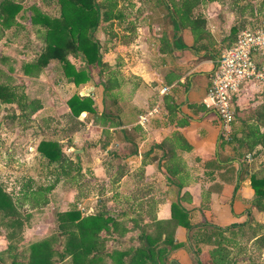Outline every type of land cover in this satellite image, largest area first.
<instances>
[{
	"label": "rangeland",
	"instance_id": "374dc122",
	"mask_svg": "<svg viewBox=\"0 0 264 264\" xmlns=\"http://www.w3.org/2000/svg\"><path fill=\"white\" fill-rule=\"evenodd\" d=\"M13 1L21 5L13 24L8 27L0 25V84L12 86L16 92L15 101H0V183L10 194L17 193L21 181L26 178L32 179V188H45L53 183L54 186L51 190L43 191L37 200L30 196L25 204H21L16 212L21 218L20 226H10L8 223L0 225V252H4L1 255L7 263L6 248L9 242L13 243L16 254H22L31 243L50 238L51 235L58 237L57 241L52 242L53 247L62 250L65 236L59 235L57 214L73 209V205L83 216L102 212L114 219L115 223L110 221L107 225L109 230L100 232L102 253L132 250L141 243V226L151 224V221L143 212V201L134 192L132 179L118 176L121 160L124 159H120L117 138L101 135L98 127L88 128L91 120L94 122L92 114H80L78 119L84 123L79 131L73 133V118L69 116L67 100L74 93L90 95V92L85 93V87L75 85L67 78L61 61L52 59L44 66L36 65L37 57L47 44V26L42 22V17L58 18L60 4L58 0ZM96 1L104 5L115 2L112 8L122 14L121 18H112L107 22L102 20L94 31L102 52L104 48H115V54L111 55L115 60L118 46L126 44L129 47V41L138 36V27L146 32L157 26L163 29L166 25H173L166 7L169 0ZM107 7L101 10L102 13L109 9ZM193 12L195 17L205 21L206 33L202 42L209 44V51L215 50L218 55L233 44L241 31L264 25V0H200ZM137 40L144 42L142 36ZM120 48L124 52L125 48ZM67 57L76 68L87 69L92 76H96L97 82H101L102 75H99L97 67H87L80 55L74 57L69 54ZM105 83L108 84V75ZM21 94L26 95L30 102L38 101L40 108L32 114H29V107L23 110L21 104L25 100ZM94 103L95 99L93 105L96 106ZM41 139L60 143L66 158L62 171H67L66 174L63 175L57 163L49 164L37 152L36 147ZM103 142L109 146L105 147ZM95 168L100 171L95 172ZM255 218L262 220L263 225L253 233L240 231L235 237L236 241L225 239L217 251L221 261L216 262L218 258L214 255L211 264H264V213L256 214ZM11 230H15L13 239H7L6 235ZM256 233L263 235L255 239ZM205 251L208 253V250ZM233 258H236V263ZM210 260L203 264H210ZM54 261L55 264H63L58 258ZM103 264L114 263L107 257Z\"/></svg>",
	"mask_w": 264,
	"mask_h": 264
},
{
	"label": "crops",
	"instance_id": "0c3cea01",
	"mask_svg": "<svg viewBox=\"0 0 264 264\" xmlns=\"http://www.w3.org/2000/svg\"><path fill=\"white\" fill-rule=\"evenodd\" d=\"M144 30L138 27L130 46H120L124 52L118 46L117 60L111 57L115 48H104L100 84L95 75L79 84L89 89L97 111L111 117L103 124L91 120L88 128L117 138L124 159L118 176L132 179L151 224L173 227L172 239L180 246L168 264H203L209 258L211 264L214 255L221 257L212 252L213 241L235 240L240 231L253 233L263 225L253 213L258 202L251 184L253 176L264 175V85L245 83L232 96L235 116L225 141L218 115L202 103L219 55L193 47L188 28ZM141 36L144 42L137 40ZM162 86L169 91L162 93ZM155 107L139 124V116ZM177 202L173 219L171 204Z\"/></svg>",
	"mask_w": 264,
	"mask_h": 264
},
{
	"label": "trees",
	"instance_id": "16d2710c",
	"mask_svg": "<svg viewBox=\"0 0 264 264\" xmlns=\"http://www.w3.org/2000/svg\"><path fill=\"white\" fill-rule=\"evenodd\" d=\"M199 1L169 0L166 7L174 29H179V27L188 28L194 37L193 47L197 50H209L207 48L210 47L209 44L202 42L206 33L205 21L195 17L193 12ZM58 2L60 4L58 18L47 19L42 17V22L47 26L45 31L47 44L37 57L36 65L44 66L50 60L57 59L63 63L67 78L75 85L83 84L92 75L85 68H76L70 63L67 56L69 54L74 57L80 55L87 67H97L100 72L99 75H101L104 64L103 52L99 40L95 38L94 31L102 20L107 22L112 18H121L122 14L119 10L114 11L112 8L115 7V2H110L108 5L96 0H58ZM160 2H163V0H160ZM106 7L109 9H105L102 13L101 10ZM20 8L21 5L17 1L0 0V25L11 26L15 14ZM12 89V86L0 84V101L2 103H10L16 100V92ZM21 97L25 100L23 105L21 104V108L25 110L29 107V114L40 108L38 101L32 100L30 102L24 94H21ZM67 105L70 109L69 116L73 118V133L79 130L84 123L83 120L78 119L83 111L94 115L95 123L103 124L107 118L111 119L106 113L97 111L90 95L74 93L67 100ZM36 150L49 164L57 163L62 171L66 158L62 146L57 140L41 139ZM62 173L64 175L67 171H62ZM31 183L32 179H23L17 193H11L12 195L0 183V225L8 223L10 226H20L21 218L19 213L16 215L17 209L26 203L28 197L31 196L37 200L43 191L51 190L54 186L53 183L45 188L41 186L32 188ZM251 186L255 191L256 202H258L253 213L255 215L258 212L264 213V175L261 177L253 176ZM73 206V209L57 214L59 235L65 236V245L62 250H56L52 245V242L57 241V235H51L50 238L47 237L31 243L22 254H16L13 243L9 242L6 248L9 260L6 263L1 255L4 253L2 251L3 253L0 252V264H55V258H58L63 264H103L107 257L112 259L114 264H168L171 252L180 246V243H175L172 239L173 227L170 230L164 221H153L154 224L147 223V225L143 224L141 226L139 235L141 243L139 246L132 250L123 249L102 253L103 245L100 232L109 230L107 225L110 221L113 223L114 219L102 212L83 216L81 211L75 205ZM178 207V202L171 204V218H175ZM187 228L190 229L192 226L187 224ZM14 233L15 230H11L6 235L7 239H13ZM207 239L210 241L211 236L207 235ZM222 243L223 241L219 239L212 242L214 246L212 252L214 254L218 253L217 251L223 245ZM19 257L23 259L19 260ZM220 259L218 258L216 262L221 261Z\"/></svg>",
	"mask_w": 264,
	"mask_h": 264
},
{
	"label": "built area",
	"instance_id": "2783aa9c",
	"mask_svg": "<svg viewBox=\"0 0 264 264\" xmlns=\"http://www.w3.org/2000/svg\"><path fill=\"white\" fill-rule=\"evenodd\" d=\"M245 83L264 85V25L241 31L233 44L219 54L215 70L210 75V86L202 103L218 115L225 141L231 139L235 116L232 96ZM169 88L162 86V93H167ZM157 111L155 107L140 115L138 123L144 124Z\"/></svg>",
	"mask_w": 264,
	"mask_h": 264
},
{
	"label": "water",
	"instance_id": "95a60500",
	"mask_svg": "<svg viewBox=\"0 0 264 264\" xmlns=\"http://www.w3.org/2000/svg\"><path fill=\"white\" fill-rule=\"evenodd\" d=\"M84 91H85V93H88L89 89L86 88Z\"/></svg>",
	"mask_w": 264,
	"mask_h": 264
}]
</instances>
